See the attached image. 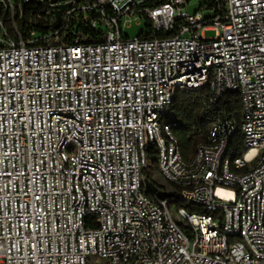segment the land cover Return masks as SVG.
Wrapping results in <instances>:
<instances>
[{"label": "built area", "instance_id": "obj_1", "mask_svg": "<svg viewBox=\"0 0 264 264\" xmlns=\"http://www.w3.org/2000/svg\"><path fill=\"white\" fill-rule=\"evenodd\" d=\"M78 1L51 4L49 33L0 36V264H264V0ZM74 11L101 41L63 38ZM202 90L238 93L242 117L185 157L174 103ZM153 154L171 197L147 191Z\"/></svg>", "mask_w": 264, "mask_h": 264}, {"label": "trees", "instance_id": "obj_2", "mask_svg": "<svg viewBox=\"0 0 264 264\" xmlns=\"http://www.w3.org/2000/svg\"><path fill=\"white\" fill-rule=\"evenodd\" d=\"M12 1L17 8L15 17L11 12V8H7L3 2H0V36H4L6 33L16 35L17 30L23 35H28L32 31H35L38 35L49 33V31L53 30V24L56 19L55 7L51 4L61 3L63 0H44L40 4H27L22 16H20L19 12L20 0ZM165 1L167 0H150L145 2V4L152 6ZM6 3L8 5V0H6ZM79 4L80 1L77 0V5ZM215 5V0H209L208 3L201 6L214 8ZM92 17L98 18L96 13L90 12V14H87L74 11L65 21L63 38L70 42L77 36L85 37L87 41H101L103 39L104 25L98 22L97 25L93 26ZM147 23L148 28V20ZM174 107L177 115L181 118V125L175 128V134L185 157H189L193 153L197 144L208 140L211 128L215 123L226 119L240 121L242 117L240 96L234 92L228 93L216 103H210L208 92L203 90L180 92L177 95ZM233 144L237 147L239 153H243L242 134H237ZM151 158L157 168V156L153 154ZM145 177L156 186H163L156 181L148 169L145 171ZM189 207L195 209L191 205Z\"/></svg>", "mask_w": 264, "mask_h": 264}, {"label": "rangeland", "instance_id": "obj_3", "mask_svg": "<svg viewBox=\"0 0 264 264\" xmlns=\"http://www.w3.org/2000/svg\"><path fill=\"white\" fill-rule=\"evenodd\" d=\"M209 0H191L189 5H188V10L190 12H195V11H203L204 8H202L201 5L208 3ZM204 13L206 16H212L213 12L209 10H204ZM147 20L145 18L142 19H137L133 18L131 22L128 23L127 26L124 27V33L126 35H129L130 37L134 38L139 36L142 32H145L147 29ZM216 34V31L214 29H207L205 31V35L208 37H213ZM148 171L152 176L156 179V181L159 184L169 186V183L167 180L163 178V176L158 172V169L154 165L153 159H149V166H148Z\"/></svg>", "mask_w": 264, "mask_h": 264}, {"label": "water", "instance_id": "obj_4", "mask_svg": "<svg viewBox=\"0 0 264 264\" xmlns=\"http://www.w3.org/2000/svg\"><path fill=\"white\" fill-rule=\"evenodd\" d=\"M26 2H23V6L25 5ZM67 8L66 5H62L59 6L56 11H55V15H56V21L53 24L54 28H58L60 25V21H61V17H62V13L63 11ZM145 184H146V188L148 192H152L155 193L157 195V197L159 199H165L168 197H171L173 194L164 190H160L152 181H150L149 179H145Z\"/></svg>", "mask_w": 264, "mask_h": 264}]
</instances>
